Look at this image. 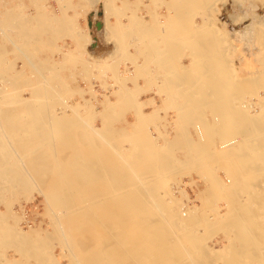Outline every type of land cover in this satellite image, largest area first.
Listing matches in <instances>:
<instances>
[{
	"label": "bare ground",
	"instance_id": "obj_1",
	"mask_svg": "<svg viewBox=\"0 0 264 264\" xmlns=\"http://www.w3.org/2000/svg\"><path fill=\"white\" fill-rule=\"evenodd\" d=\"M116 1L122 6L121 12L115 11L119 8ZM257 1L262 5L246 1L250 3L247 9L242 0L235 2L236 8L226 14L227 20L222 19L223 10L216 6V2L223 3L222 6L226 0H148L147 4L144 0L110 1L113 6L110 11L116 19L107 28L105 22L103 26L98 25L96 32L125 36V48L133 46L134 52H125L124 62L117 61L116 66L110 68L113 82L121 89L112 90L114 101L110 97L103 98L100 102L102 110H96L98 94L92 84L89 91L76 88L69 95L70 102L61 99L59 103L55 101L54 106L50 105L51 95L43 104L45 98L39 96L40 80L32 90L36 95L34 101L31 97L4 93L5 90L0 88V128L6 125V131L13 136L7 137L0 129V204L4 207L0 210V264H139L135 256L145 255L146 247L152 245L157 254L152 264H202L210 259L244 264L243 248L264 244L261 243L264 239H260V228L250 231L247 227L244 218L249 211L244 207L245 197L241 198V193L251 187L247 184L257 180L259 173L264 171V0ZM130 4L134 5L133 9ZM158 8L169 10L168 16L165 18L158 13ZM70 17L61 10L46 20L58 24V32H61L58 37H64L69 30L74 41L87 44V34L80 35V28L76 24L72 26ZM19 22L15 20L6 25L11 23V28L21 36L23 42H19L20 45L9 39L5 27H0V31L27 62L36 67L39 63L36 64L37 60L32 63L33 53L29 47L36 41L37 28H30L27 22L22 24V20L21 24ZM52 30L54 34L55 30ZM226 39L235 40L241 55L245 44V52L257 56V65H245V71L237 66H226L230 64L225 60L229 53H226L228 45L223 43ZM72 50L63 54L70 56ZM0 52L4 53L1 46ZM4 59L0 58V65L5 64ZM237 59L243 63L240 56ZM98 70L95 77L102 81L99 74L105 75L104 65ZM74 92L82 103H73ZM86 93H90L91 100L85 98ZM7 100L12 102L9 110L5 109ZM49 107L53 109L49 110ZM56 107L58 110L55 111ZM147 108L150 110L146 111ZM171 109L174 110L172 114L168 111ZM124 110L133 116V121L127 122L131 132H126L125 127L118 130L106 127ZM96 114L102 122L101 127L91 124ZM120 115L117 117L121 118ZM155 120L163 123L164 131L155 126L154 136L147 126ZM171 124L177 126L174 131L177 136L167 139V126ZM190 125L194 126L195 138L189 135ZM118 133L137 136L132 142V160L115 149L114 135ZM22 135L25 137L20 138ZM95 138L102 142L97 145ZM158 138L162 139V144L157 143ZM11 140H22V150L26 155L30 153V158L24 161L19 157L24 154L13 153ZM139 142L142 143L141 150ZM178 145L183 159L175 157L172 163L184 170H192L194 177L204 184L203 190L196 194L199 204L188 207L187 218H183L186 217L183 209L190 199L186 186L189 184L190 187L192 182L183 183L184 177H177L181 184H178L181 187L179 197L173 196L169 189L166 191L170 195L167 203L157 200L159 194L152 192L153 185L157 184L154 176L168 166L171 149ZM15 157H19L18 160ZM143 167H148L145 169L149 172L141 174L139 169ZM189 172L186 175L193 179ZM36 180L42 189L50 191L37 189ZM164 183L166 187L167 180ZM34 188L44 199L43 216L48 219L49 229L42 228L41 224L23 228V205H19L21 216L13 212L14 200L21 197L26 203L33 200L31 191ZM190 188L193 190L192 186ZM104 201L115 206L109 209L107 222L84 224L83 218L76 215L83 207ZM223 206H230V214L221 213ZM210 218L215 220V225L216 220L222 221L221 231L225 234H234L227 241L225 239L226 243L213 249L202 244L201 240H207L203 232L201 238L194 234L196 231L186 232L197 220L201 222L199 225L203 223L210 228ZM193 227L194 230L195 225ZM207 230L206 233H211ZM213 239L214 235L208 239L212 245ZM55 248L59 249L57 255ZM4 249L11 252V257L8 251L3 252ZM255 260L254 257L252 262L264 264V258Z\"/></svg>",
	"mask_w": 264,
	"mask_h": 264
},
{
	"label": "rangeland",
	"instance_id": "obj_2",
	"mask_svg": "<svg viewBox=\"0 0 264 264\" xmlns=\"http://www.w3.org/2000/svg\"><path fill=\"white\" fill-rule=\"evenodd\" d=\"M57 1L58 0H0V21L2 22V23L0 22V25H1L0 27H5L6 28V31H7L6 34L8 35L9 39H11L12 41L17 42L18 45H20V43L23 42L21 36L18 35V33H16V31L11 28L12 21L19 20L20 21L19 23L21 24V20H22V24L27 22V24H28V26L30 28L32 26L37 28L36 29L37 33L35 35L36 41L32 42V43H34V45H33L34 47L31 44L29 49L33 53L32 57H31V60L33 59L32 63H35L36 60H37L36 64L39 63V65L36 66V67L31 66L27 62V60L25 59V56L24 57L22 56V54L20 53V50L15 48L11 44V42L9 40H7L6 37L3 36V34L0 31V46L4 50L3 54H1V52H0V58L2 60L4 58H6V59H4L5 60V64L0 65V88L5 90L4 93H8V94L12 93L13 96H20V97H23V98H30L31 97L30 100L34 101V99H36V95L33 94L32 90L34 89L36 83L40 80L41 85H39L38 87L40 88L41 92H40L39 96L42 95V98L43 99L45 98L43 104L46 103V97L51 95L52 96V98H51L52 101L50 100L51 101L50 105L54 106V102L56 101V102L59 103L61 101V99H64L66 102L67 101L70 102V100L68 98H69V95H70V93L72 91H75L78 88L84 89L86 91H89L90 90V86L92 84L93 87H95V91H97L96 94H98L97 99H98L99 103L96 104L97 105L96 110L97 111L98 110H102L100 102L104 101L103 98L110 97V100L114 101L115 99H114V97L112 96V93H111L112 90H114V89L117 90L118 88L121 89V86L119 84H115L113 82V79L111 78L112 76L110 75V68L116 66V64L118 63L117 61L124 62L123 61V57H124L125 52L133 53L134 52L133 46L129 45L127 48H125L126 45H124V41L127 40V38L125 36H121V37H120V35H115L114 36V35H112L109 32H104V33H101V32L97 33L96 32V27H98V26H96V24L102 25L105 22L104 26L106 25V28L109 25H113L114 20L116 19V17H115V15H113L114 12L112 13V11H110V8H113V6L110 5V1L113 2L114 0H59V2H57ZM129 1L130 2H136V0H129ZM237 1H241V0H237ZM237 1H235V0H232V1L226 0L225 4L222 5V6H220V5L223 4V3H220V2L217 3L216 2V6L217 7L219 6L221 8V10H223V13L225 14V15L224 14L222 15V19L223 20H227L228 19V15L226 16L227 13H229L231 10L232 11L235 10ZM244 1H245V3H244ZM244 1L242 0V4H244L243 6H245L246 9L249 6L248 4H250V3H247V2H251L252 4H260V2H261V1H257V0H244ZM144 3L147 4L148 0H144ZM173 3L171 4V8L173 7ZM115 4L117 5V7H119L117 9H115V11L118 12V10H119V12H121V7H122L121 4L118 3L117 1L115 2ZM246 4H247V6H246ZM261 5H262V3L260 4V6ZM65 7H67V8H65ZM70 7H72V8H70ZM130 7L133 9L134 5L130 4ZM262 7H264V6H262ZM107 9H109V10H107ZM164 9L165 8H158V13H160V14L162 13V15H164L165 18H166L168 16V11L169 10L165 9V11H164ZM55 10L56 11L59 10L60 12H61V10H63V11H65L66 14H67V11H73V15H71L72 17H70L71 18V22H72L71 24H72V26L74 24L78 25V27L80 28V35L81 34H85V35L87 34L86 36L88 37V40H89L87 42V44L84 41H82V42L80 41L82 44H79L77 41H74L73 40L74 38L71 35H69V30H67L68 32L66 33V35L68 34L67 35L68 37H65L66 35L64 37L63 36L58 37V36L61 35V32H58L59 31L58 29L60 28L58 26V24L56 26V23L53 22V20H51V19H50L51 21H47L46 20V17L49 20V18L53 17V14H59L60 13V12L56 13ZM197 11H199V10H197ZM102 14L104 16V19L102 17ZM109 14H110V16H109ZM105 15L106 16L108 15V16L106 17ZM74 16H75V18H74ZM78 17L83 18L81 25H79L78 22L76 21V19ZM98 19L100 20L99 23H93V21L98 20ZM105 19H106L107 22L105 21ZM111 19H113V21H111ZM7 22H11L10 26L6 25ZM94 26H95V28H94ZM55 27H57V28H55ZM51 28L53 30H55L54 32L56 34L55 33L53 34L51 32V30H52ZM48 29L50 31L49 33H48ZM57 33H60V34L57 35ZM62 34L64 35L65 33H62ZM67 39L72 42L73 46H69V45L66 44L65 41ZM223 41L222 42L225 43V45H228V46H226V49L228 48L227 49L228 51L226 50V53L229 52L228 54H226L227 57L225 56V58H226L225 60L229 61L230 64H228L226 66H229V65H231L230 67H232V66L236 67L237 66V68L240 67L241 69H243V71H245L246 67H248V66L253 67V65H257L256 64L257 56H253V55L251 56L250 52H249V54H247V52H245L246 50L244 49V48H247L245 44L241 43V45H240L242 47V44H243V47L241 49L244 50V51H242V55H241V53L239 51H237L239 48L237 47L238 44L235 42V40H233L232 42H230V40H227V39L223 40ZM121 42H123V43H121ZM62 43H63V45H62ZM75 43H77L78 47L76 46ZM223 43H222V46L225 48V45ZM226 43H232L233 45L232 44H226ZM60 46H62L61 47L62 49L60 48ZM64 46H66V47H64ZM230 48H232V49L234 48L233 49L234 51L231 50ZM252 48H254V47H252ZM68 49H70V50L73 49V50L71 51L70 56L69 55L65 56L63 54V52H65ZM249 50L251 51V47L249 48ZM235 51L238 52V55H237V53H235ZM34 52H36V53H34ZM230 52H231V54H230ZM245 53L248 56H251V57H248ZM228 55H229V58H228ZM231 55L233 56V58H232ZM234 56H235L236 60H235ZM239 56L242 59H243L244 56H246V57H244L245 59L242 60L243 63L238 61L237 57L239 58ZM67 57H68V59H67ZM247 57L250 58V61H249V59ZM185 58H187V56H185ZM185 58H184V62H185V64H188V61H186L187 59H185ZM227 58L230 59V60H228ZM252 58H255V59H252ZM247 59H248V61H247ZM253 60L255 61L254 62L255 64L253 63ZM244 62H246V63H244ZM225 63H226V61H225ZM251 63H252V65H248V64H251ZM12 65H15V67H13ZM101 65H104L105 75L99 74V76H100L99 78L102 79L103 82L102 81H98L97 78L95 77L96 74H98V71H99L98 67L101 66ZM243 65H244V67H245V65H247V66L244 68ZM126 66L130 67L129 63H127ZM122 68H123V66L121 67V69ZM6 69H8V70L6 71ZM71 71H72V73H71ZM37 72L42 74L41 77L38 76ZM45 80H47L48 83ZM45 83H47V84H45ZM99 84H102V85L100 86ZM51 86H53V90L50 89V88H52ZM71 87L74 90H71L70 89ZM56 88L58 90H56ZM55 92H56V94L58 95L59 98L56 97L57 95H55ZM89 94L90 93H86L85 94V98L88 99V100H91L90 99L91 95H89ZM72 101H73V103H77L79 101H80V103H82L80 98H79V96L76 95L75 92H74ZM10 102H11L10 100L6 101L5 105H8V107L5 108L6 110H9V108H10L9 106L12 105V102L11 103ZM55 105H57V103ZM51 109H53V108L49 107V110H51ZM54 110L55 111L58 110L57 107ZM145 110L149 111L150 108H147ZM254 110H256V109H254ZM168 111H169L170 114H172L174 110L171 109V110H168ZM123 112L124 113H122V111H121L120 114L122 113V114H125V115L117 114L115 116V119H113L110 122V124H106V127L107 126H111L113 129H116V130L120 129L121 127H125L126 130H127L126 132H131L130 127L127 126V122L133 121L132 113L131 112H127L125 110ZM119 115L121 116V118L117 117ZM122 116H124L125 119L122 118ZM155 122L150 123L147 126V128L150 131H152V134L154 136H155V132H154V127L155 126H158L162 130L164 129L162 122H160L158 120L157 121L155 120ZM100 123H102V122H101V120L99 118V115L96 114L95 115V119L92 121L91 124L95 125L96 127H101L102 124H100ZM157 123H158V125H157ZM161 123H162V125H161ZM2 126L0 128L2 130V132L5 135H7V137H13L10 133H8V131H6V129H5L6 125L3 124ZM170 126L172 127V130H171ZM170 126H167V129L169 130V134H171V135L167 134V139H171V138L173 139V138H175L177 136V135H175L176 133L174 132V131H176L177 126H173L172 124ZM85 128H87V127H85ZM188 128H189L188 132H190L189 135L192 138H195L196 136H195L194 126L190 125V126H188ZM228 132H229V130H228ZM122 134L118 133L119 136L116 135V134L114 135V145L116 147L115 149L120 150L121 151L120 153H122L123 155L125 154L124 155L125 157L128 156V157H126L127 159L132 160L133 157H134V156L130 155V154H134V149L132 148V142H135L137 140V138H136L137 136L135 134H132V133H130L129 135H126V134L122 135ZM26 136H29V135H26ZM171 136H173V137H171ZM229 136H230V134H229ZM22 137H25V135L20 136V138H22ZM95 139H96V141H95L96 144L97 143L99 144V143L102 142L98 138H95ZM11 142H12L11 143V147L12 146L14 147V148L12 147V149H13L12 152L13 153H15V154H20V153L24 154V152L22 150V143H23L22 140H17L18 143L17 142H13L12 140H11ZM157 143L162 144L163 143L162 139L158 138ZM138 144H139L138 147L141 150L142 149V146H141L142 143L139 142ZM179 146L180 145H178V148H177V146H174L171 149V153L169 154L168 166H165L163 169L159 170L157 172V174L159 173L158 176L157 175L154 176V178L156 179V181L154 180L155 181L154 183H157V184L153 185V187L155 189L153 188L154 190L152 189V192L155 193V194L158 193L160 195V196L158 195L159 198L156 196L157 200L161 199V200H163L164 202L167 203L170 200V195L167 193V192H169V189H170V192L173 194V196H175L176 198L179 197L178 192L181 189V187H179V185H181V184H179L178 181L176 180V179L179 180V178H177V177L183 176L184 177L183 178V183L184 182L185 183L192 182L191 186H192L193 190L190 188L191 186L189 187V184H187V186H186L187 192L189 194V198L190 199L188 201V204L186 203L187 206L183 209V212L186 213V217H183V218H187L188 210H189L188 207H193L194 205H198L199 204V200L196 198V194L199 192V190H201V191L203 190L204 184L200 183V180H198L196 177H194L195 175L192 172V170H188V169L184 170L183 167H181L180 165L177 166V165L172 163V160H174L175 157L179 158L181 160L183 159V155H182L183 152H182V150L179 149ZM15 148H17V149H15ZM19 157L21 158V160L25 161L26 159L30 158V153L27 154V155L24 154V156L22 155V156H19ZM15 158L18 160L17 157H15ZM50 159L51 158H48V160H50ZM139 165H141V164H139ZM145 168L148 169V167H143V168L139 169V170H141L140 171L141 174H146V173L149 172V170H146ZM180 169H181V173H179ZM175 171H177V172H175ZM188 172L190 173L191 177L192 176L194 177L193 179L190 178L188 175H186ZM261 172L262 173H259V176H258L257 180L250 181L247 184V185L251 184L250 185L251 187L249 188V190L247 192L241 193L242 194L241 198L245 197L244 198V202H243L244 203V207L249 211V212L245 213L246 216L244 218L245 221H246L245 222L246 225H248L247 227L249 228L250 231L254 230L255 228H257V229L260 228L259 229V231L261 233L260 239H264V234H262V233H264V231H262V230H264V171H261ZM175 174H177V175H175ZM161 175L166 177L167 179L164 178V177L160 178ZM261 175H262V177H261ZM233 176H230V178L233 181H235ZM174 177H176V178H174ZM166 180H167V184H166V187H165L164 186L165 185L164 182ZM40 184L41 183H38L37 180H36L35 187L37 189L40 188L43 192H45V191L49 192L50 191V190L42 189V185H40ZM196 185H197V187H196ZM252 185L254 187H252ZM169 186H170V188H169ZM163 187H165V190H164ZM36 188H34L31 191L32 195H33V200H30L27 203L23 200L22 197H21V199L19 198L16 201L14 200V202L12 204L13 205V212L16 215H20L19 205H21V206L23 205V207H24V217H23V215L22 216L20 215L23 218L22 219L23 222L21 223V226L23 228L26 229L27 225L35 227V226H38L39 224H41L42 228L49 229L48 219H47V217L43 216V214L45 212V208H44V204H43L44 203V199L41 196H39V194L37 193V189ZM260 188H262V189L259 190V192H258V189H260ZM155 190L157 192H155ZM4 200L7 201L8 199L5 198ZM220 205L222 206V203ZM111 207H115V206L114 205L110 206L105 201L104 202H96L95 205L92 204L90 206L83 207L82 212H80L79 214H76V215L81 217V218H83V219H81V221H83V222L85 221L84 224H87V223H90V222H92L94 224H102V222L105 223V222L108 221L106 219V217H107V213L109 212V209ZM229 207L223 206V209H221V213L226 212V213L230 214V212H229L230 208ZM173 209H174V211H177L174 206H173ZM0 210L1 211L4 210V207L1 204H0ZM85 214H87V215H85ZM208 215H211V214H208ZM207 217L209 218V216H207ZM84 218H88L87 221L84 220ZM24 219H25V221H24ZM210 219H211V222H212V225L209 226L210 228H207V225H203V223L199 225V223H201V222H200V220L199 221L197 220L196 222H194L193 225H191L192 229H191V227L189 229L187 228L186 232H193V231L195 232L196 231L194 234H196L197 236L199 235V238H201L203 235H206V236H204V238H207V240L206 239H205V241L201 240V239L200 240L203 241L202 244L205 247L208 246L211 249H213V248H217V247L223 245L224 243H226L228 238L230 236L234 235V234L233 233L232 234H230V233L225 234L223 230L221 231L222 227L220 225V222H222V221H220V222L218 221L217 222V220H216L217 224L215 225V223H213V221H215V220L213 218H210ZM114 220H115V217H114ZM62 222L64 224H66L67 221L65 219H63ZM73 223H76V222H73ZM196 223L198 224V227H197ZM194 225H195V229L193 230V228H194L193 226ZM46 227H48V228H46ZM201 227L203 228V230H202ZM215 227L218 228L219 230L216 229ZM206 230L208 232H211V233H206ZM213 231H215V232H213ZM202 232H203V235H202ZM204 232H205V234H204ZM220 232H221V234H218ZM212 235H214L213 242L215 243V244L213 243V245H212V242H210L208 240L209 237H211ZM225 239H226V241H225ZM261 243H264V240H262ZM154 247H155V245H152L151 247H146L145 255L142 254V256H139V255L135 256L137 258V261H139V264H143L144 262L146 264H152L153 257H155V255H157V254H154V251H153V250H155ZM244 249H245V251H242L243 255L241 254L243 256L242 263H244V264H254V263L255 264H260V262L257 261V260H258L259 257L261 258V260H262V258H264V244H262V245L260 244V246H258V247H256V246H248L246 248L244 247L243 250ZM252 250L256 251V252L251 253ZM4 251L6 252L8 250L4 249L3 252ZM57 252L59 253V249L55 248L54 253L56 255L58 254ZM255 253H257V254H255ZM259 253H261V254H259ZM8 255H9V257H11V252L8 251ZM146 255H148V256H146ZM196 255H197V253H196ZM254 257L256 258L255 261H257V262H252V261H254ZM145 258H147V259H145ZM142 259L143 260L145 259V261H142ZM207 261H205L204 263L205 264H224L226 262L225 264H227L226 260H217L215 262V261L210 259V260H207ZM62 262L64 263V261H62ZM229 262H230V260L228 261V264H229ZM204 263H202V264H204ZM30 264H33V263H30Z\"/></svg>",
	"mask_w": 264,
	"mask_h": 264
},
{
	"label": "crops",
	"instance_id": "obj_3",
	"mask_svg": "<svg viewBox=\"0 0 264 264\" xmlns=\"http://www.w3.org/2000/svg\"><path fill=\"white\" fill-rule=\"evenodd\" d=\"M55 11H56V10H55ZM56 12L59 13V10L56 11ZM72 14H73V11H67V15H68V16H71ZM82 20H83V18H81V17H78V18L76 19V21L78 22L79 25H81ZM111 21H113V19H111ZM123 21H124V20H123ZM99 22H100L99 19L93 21V23H99ZM94 28H95V26H94ZM65 42H66L67 45H69V46H73L70 40L67 39Z\"/></svg>",
	"mask_w": 264,
	"mask_h": 264
},
{
	"label": "water",
	"instance_id": "obj_4",
	"mask_svg": "<svg viewBox=\"0 0 264 264\" xmlns=\"http://www.w3.org/2000/svg\"><path fill=\"white\" fill-rule=\"evenodd\" d=\"M96 26H98V24H96Z\"/></svg>",
	"mask_w": 264,
	"mask_h": 264
}]
</instances>
